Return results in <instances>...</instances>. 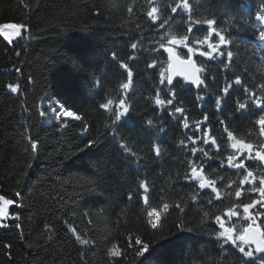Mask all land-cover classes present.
<instances>
[{
  "label": "trees",
  "instance_id": "16d2710c",
  "mask_svg": "<svg viewBox=\"0 0 264 264\" xmlns=\"http://www.w3.org/2000/svg\"><path fill=\"white\" fill-rule=\"evenodd\" d=\"M179 2L0 0V27L26 26L11 41L0 33V203L4 197L13 200L9 217L0 220V264H243L249 259L218 235L222 228L215 217L234 235L249 223L264 231V197L252 191L264 176L255 159L264 146L257 123L264 109L256 106L264 101V48L258 39L264 22L256 19L264 0H190L191 16L182 9L173 15L171 7ZM152 8L155 19L147 15ZM205 19L216 20L215 30L229 41L215 59L200 55L208 51L199 43L207 26L195 24L188 31L190 20ZM165 20L169 23L161 28ZM172 36L189 39L173 45ZM218 39L213 35L209 42ZM166 47L184 59L192 47L203 83L194 88L176 80L174 105L161 108L155 105L158 91L165 101L173 98ZM121 63L128 68L121 69ZM123 83L130 84L128 90ZM225 85L231 86L226 97ZM217 96L223 100L219 110ZM108 99L113 104L100 109ZM120 99L130 111L113 124ZM237 101L247 109L238 111ZM61 106L81 120L57 117L52 109ZM175 107L184 115L170 116ZM237 140L251 144V152L232 148ZM229 155L244 159L256 177L252 183L239 184L246 171L230 167ZM193 166L208 181L207 189L191 177ZM254 199L261 204L249 210L248 220L242 205ZM229 209L237 215L227 216ZM137 238L150 245L144 257L135 256ZM112 251L121 255L113 258ZM259 256L264 254L255 253L250 264H261Z\"/></svg>",
  "mask_w": 264,
  "mask_h": 264
},
{
  "label": "snow or ice",
  "instance_id": "6c2138e0",
  "mask_svg": "<svg viewBox=\"0 0 264 264\" xmlns=\"http://www.w3.org/2000/svg\"><path fill=\"white\" fill-rule=\"evenodd\" d=\"M183 10L184 12H187L190 14H192V8L190 5V0H182V2L176 3L175 6L171 7V13L173 15L177 14L178 11ZM157 11L156 8H152L151 11H149L147 13V15L149 17H153V14ZM153 19H155V17H153ZM256 19L260 22H264V7H261L260 10H258L256 12ZM169 21L165 20L160 27L163 28L165 26V24H168ZM204 24L207 26L208 28V35L204 37L203 40L199 41L200 44H207V48L208 51L207 52H200L201 56H206V57H210L212 59H215L214 57V53H217L219 50H222V47L229 43V41L226 39V35L222 32V31H217L215 30V25L217 24V21L214 19H205V20H190V23L188 24V31L189 33L192 32L193 29V25L195 24ZM25 25H21V29L25 28ZM21 29H20V33H21ZM20 35V34H19ZM18 35V36H19ZM215 35L216 37H218V43H211L209 42V38L211 36ZM189 37L188 36H181L179 38H177L176 36H172L171 40L169 41L170 44L173 45H180L183 44L184 41L188 40ZM258 39L260 41H264V30H260L258 33ZM132 48L135 49L136 48V44L132 45ZM165 52L168 53V59L169 61H171L172 59H176L178 61H180V63H187L190 68H191V74L190 75H185L184 79L186 81H190V83L192 85L197 86V88L203 83V80L201 79V77L199 75H197L198 73L201 72V69L198 68L196 66L195 63H193V52L194 49L192 47H188L187 48V53H188V58L187 61H183L180 60L179 55H177V53H175L172 48H165L164 49ZM221 55H223L222 51H221ZM227 56L229 58H231L233 56L232 51H228L227 52ZM155 63V62H154ZM153 65H149V67H152ZM169 67H171V64H169ZM120 68L121 69H127L128 65L125 63H121L120 64ZM129 80H131L133 73L132 71H128L127 73ZM161 75H163V73H161ZM236 85H241L242 81L240 80V78H236L235 80ZM167 85L170 86L169 87V92L170 95L173 98L167 99L166 101L162 98H160V94L159 91L157 92V98L155 99V105L160 106L161 108H163V106L165 104H167L168 106H173L175 103L174 97H175V91H174V84H173V77L172 75H168L167 77ZM120 87L124 90H128L130 87L129 83H123L120 85ZM230 85H225L222 89V93L224 95V97H226L229 92H230ZM8 88L10 89V91L12 93H17L18 89L15 85L9 84ZM245 92H247V89H245ZM254 95V94H252ZM223 100L220 96H217L216 100H215V104L217 106V109L219 110L222 106ZM113 104V101L111 99H108L106 103H101L99 105L100 109H109V106ZM237 106V110L238 111H244L247 109L248 105L245 102H239L237 101L236 103ZM257 107L264 109V101H260L257 103L256 105ZM53 113L55 115H57V117L59 116H64V117H73L75 120L80 121L81 120V116L80 115H76L74 113L73 110H69L68 108L61 106L59 108H53L52 109ZM130 111V108L128 106H126V101L124 99H120L119 104L116 105V111H115V120L113 121V124H116L117 122L121 121L122 117H124L126 114H128ZM185 110L182 107H175L174 112H170L169 115L173 116L174 118L176 117L177 114L180 115H184ZM44 113L41 112V116H43ZM208 119L207 114H205L203 121H198L197 122V128H200L201 123L206 122ZM148 125H152L153 124V120L149 119L147 121ZM221 123H225L224 121H221ZM258 125L260 126L261 135H264V115H261L260 118L257 121ZM183 128L187 129L189 127L187 120L185 119L182 123ZM87 127V126H85ZM225 130L227 131V128H225ZM161 132L165 131L164 128L160 129ZM227 135L229 138L233 137V133L231 131H227ZM209 136V132L205 131L204 132V143L207 144L209 141L207 139V137ZM114 137H115V133H114ZM94 141H89V144H94ZM212 143L215 144L216 141L215 139L212 140ZM31 147L32 149H36L37 148V143L35 141L31 142ZM87 147V146H86ZM122 148L125 149V151L127 152V146L126 145H121ZM232 148L237 149L238 151L243 150V149H247L249 151V153L252 150V145L249 143H245L242 140H237L234 144L231 145ZM197 149L193 148L192 152L196 153ZM155 152L157 155L160 154V149L159 147H156ZM207 156V152L204 153ZM256 157L261 160L264 161V146H261L260 150L256 152ZM227 162L228 165L232 168H239V169H244L246 171V175L243 176V178L239 181L240 185H245L246 183H252V181H254L256 179V177L254 176L253 172L250 170H247V166L244 162V159L240 158L237 155H229L227 157ZM191 177L192 178H196V179H200L201 182L199 184L200 189H204L206 187L205 182H202V177H200L199 173L197 172V168L195 166L192 167L191 169ZM259 185L260 187L257 189L255 185H253L252 187V191H259L260 195L262 197H264V176L259 178ZM140 188L141 189H145L146 190V186L145 183L142 181L140 183ZM212 191L216 192V188L213 186L212 187ZM2 196V195H0ZM235 196L237 198H240L242 196V191L240 189H237L235 192ZM4 197V196H3ZM131 199V196L129 197ZM4 199L6 201H11V203H8L6 205V208L4 210V215L0 216V220L3 219H7L10 215L9 212V206L13 205V200L12 199H8L5 198ZM257 204H261L260 200H252L251 203H244L242 205L243 207V213L245 214V218L248 220H251L252 217L249 215V210L252 209L255 205ZM264 206V205H262ZM165 207H167V205H165ZM207 215V214H206ZM237 215V212L229 209L227 211V216L229 217H234ZM264 215V214H261ZM152 216V215H149ZM216 222L219 224L220 228L223 229L222 232H219L218 235L220 237H226L227 239L231 240V242L236 246V248L239 250V252L242 254V257H246L249 259H244L243 260V264H250V262L252 261L251 258L254 257L255 253H264V231H261L260 227H256L253 228L252 224L249 223L246 227L243 228V231L239 234V235H232L234 229L233 228H229V227H225L224 223L221 221V217L219 215H217L215 217ZM151 223V221H150ZM151 227L153 229H156L157 225L155 224V226H153V223H151ZM178 228H180L181 230H184L183 227L181 225H177ZM188 231H191V229H188ZM77 240H79V236L76 237ZM237 241H239L240 243H237ZM135 245H139L140 247L137 248V250L135 251V256L136 257H144L145 253L148 252L150 245L148 243H142L141 239L137 238L135 241ZM253 245H255V247L253 248ZM111 255L113 258H116L117 256H120L121 253H117V254H113V251L111 252ZM257 259L260 260L261 264H264V256H259L256 257Z\"/></svg>",
  "mask_w": 264,
  "mask_h": 264
},
{
  "label": "water",
  "instance_id": "95a60500",
  "mask_svg": "<svg viewBox=\"0 0 264 264\" xmlns=\"http://www.w3.org/2000/svg\"><path fill=\"white\" fill-rule=\"evenodd\" d=\"M165 53H166L167 59H168V53L167 52H165ZM180 60H183V59H180ZM183 61L186 62L187 59L183 60ZM193 63H195L194 60H193ZM169 64H171V67H169ZM190 74H191V68H190V66L187 63H183L182 64V63H180V61H178L176 59H172L171 61H169V59H168L167 77H168V75H172L173 81H175L176 79H182L184 81V83L188 85V84H191V83H190V81H186L184 79V76L185 75H190ZM197 75H199V73ZM193 86L197 87L195 85H193ZM205 184H206V187H207V183L206 182H205ZM253 228H256V226H253ZM253 247H255V245H253ZM260 254H262V253H260Z\"/></svg>",
  "mask_w": 264,
  "mask_h": 264
},
{
  "label": "rangeland",
  "instance_id": "374dc122",
  "mask_svg": "<svg viewBox=\"0 0 264 264\" xmlns=\"http://www.w3.org/2000/svg\"><path fill=\"white\" fill-rule=\"evenodd\" d=\"M20 29H21L20 24H17V25L5 24L3 27H0V33L8 41H11L14 38H16L19 34H21L23 30H25V28L21 29V33H20ZM262 44L264 45V41H262ZM7 204L8 203L6 201H3L2 203H0V216L4 215V210H5ZM1 224H3V223L0 222V225Z\"/></svg>",
  "mask_w": 264,
  "mask_h": 264
},
{
  "label": "bare ground",
  "instance_id": "6f19581e",
  "mask_svg": "<svg viewBox=\"0 0 264 264\" xmlns=\"http://www.w3.org/2000/svg\"><path fill=\"white\" fill-rule=\"evenodd\" d=\"M175 81H173V83H174Z\"/></svg>",
  "mask_w": 264,
  "mask_h": 264
}]
</instances>
